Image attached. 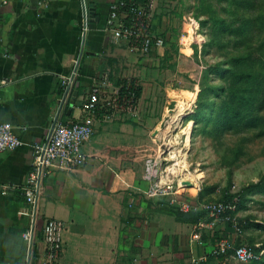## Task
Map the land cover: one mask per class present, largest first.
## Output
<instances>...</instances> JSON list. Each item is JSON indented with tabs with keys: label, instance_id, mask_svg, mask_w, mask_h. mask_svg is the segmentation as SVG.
<instances>
[{
	"label": "crops",
	"instance_id": "obj_1",
	"mask_svg": "<svg viewBox=\"0 0 264 264\" xmlns=\"http://www.w3.org/2000/svg\"><path fill=\"white\" fill-rule=\"evenodd\" d=\"M116 1L83 0L92 7L91 21L83 26L82 0H0V124H10L22 142L0 153V264H43L47 218L64 226L58 264H185L202 256L203 264H218L210 256L215 241L209 230L177 221L160 205L167 198L148 196L169 182L167 170L159 171L156 163L160 141L154 131L170 102L176 101L177 115L179 99L187 111L193 105L188 95L198 91L197 85L177 86L169 77L180 57L190 58L187 48L184 56L174 48L180 45L173 40L177 24L165 8L171 0H150L153 34L167 40L172 35L173 41L148 54L107 30ZM104 79L108 94L122 80L136 82L141 93L134 110L101 104L83 145L86 164L44 176L32 217L21 187L31 171L33 145L46 142L58 112L57 122L81 121L83 102ZM167 130L158 133L161 140ZM29 230L31 240L25 241Z\"/></svg>",
	"mask_w": 264,
	"mask_h": 264
},
{
	"label": "rangeland",
	"instance_id": "obj_2",
	"mask_svg": "<svg viewBox=\"0 0 264 264\" xmlns=\"http://www.w3.org/2000/svg\"><path fill=\"white\" fill-rule=\"evenodd\" d=\"M248 1L253 4L249 9L237 5ZM205 3L220 17H225L229 28H241V25L246 24L245 32L234 36L215 34L213 24L204 22L206 15L195 17L194 9L199 0H171L169 6L165 7L171 13L174 12L173 22L177 24L174 30L176 37L173 40L180 42V45L178 43V46H174L176 52L184 56L181 50L187 48L190 55V58L180 57L179 61H176L177 72L174 71V76H169L174 78L171 83L190 88L197 85L198 91L195 97L188 95L189 100H193V105L187 111L186 105L180 108L183 103L179 99L177 115V103L174 101L175 108L171 118L165 128L159 131L164 133L168 128L164 139L161 140L162 136L157 134L160 141L159 156L156 159L159 171L167 170V184L178 189L176 195L164 197L167 199L161 201L167 202L176 210V207L170 205V199L175 197L185 200L198 210L193 213L204 214L200 217L201 220L206 217V213L199 210L223 203L222 198L226 195L241 193L242 202L239 207L236 205L233 211L226 212L203 230L211 232L210 236L215 243L221 237H228L235 246H261L264 244V230L255 226L241 229L239 222L248 220L253 224H264V123L248 127L242 120L221 127L218 124L220 100L214 95L205 98L206 102L215 104L213 110L202 111L203 120L194 124V121L187 118L196 111L200 85L206 88L224 84L210 72L205 74L206 79L203 82V72L210 66L224 67L223 62L227 54L225 52L237 53L231 47L234 42L241 45L242 52H254L262 43L264 0H205ZM171 36L168 40L162 36V47L173 41ZM210 41H214V44L203 48ZM217 42L228 43L225 49L227 51L220 48ZM258 67L254 61L252 69L257 71ZM167 70L171 74L172 68ZM254 95V102L245 109L244 114L257 115L264 121V107L258 109L264 106V83L254 86ZM166 116H169V110Z\"/></svg>",
	"mask_w": 264,
	"mask_h": 264
},
{
	"label": "built area",
	"instance_id": "obj_3",
	"mask_svg": "<svg viewBox=\"0 0 264 264\" xmlns=\"http://www.w3.org/2000/svg\"><path fill=\"white\" fill-rule=\"evenodd\" d=\"M127 9L130 17L125 21L124 18L127 17L125 11ZM153 15L150 0L144 5H129L123 1L114 2L109 7L106 28L111 31L113 39L125 40L130 48L137 49L142 54H148L154 48H161L164 44V39L161 36L153 34ZM107 85L108 81L104 79L91 88L81 107L84 114L81 121L56 122L46 145L45 143L33 145L31 171L21 187L32 217L36 215L40 183L44 176L55 169L75 170L86 164L87 157L82 149L93 134V118L101 104L109 110L118 109L126 112L134 110L138 100H134L133 96H120L119 88L108 94L103 89ZM21 144V140L14 134L13 127L10 124H0V153L13 151ZM1 188L5 193L6 187L1 186ZM177 193L178 189L166 184L155 186L148 196L169 197ZM170 205L184 214L198 211L189 202L175 197L170 199ZM234 209L235 205L221 203L210 206L205 210H199L204 211L206 217L199 220L195 227L199 229L208 228L210 223ZM31 224L34 226V218ZM63 229L64 226L61 221L55 218L45 220L42 228L45 244L43 264H58L62 252ZM31 234L29 230L23 233L22 237L25 241H30ZM210 256L218 264H252L259 259L251 246H235L228 237H221L216 241ZM206 260L207 257L202 256L198 259H191L185 264H203Z\"/></svg>",
	"mask_w": 264,
	"mask_h": 264
},
{
	"label": "trees",
	"instance_id": "obj_4",
	"mask_svg": "<svg viewBox=\"0 0 264 264\" xmlns=\"http://www.w3.org/2000/svg\"><path fill=\"white\" fill-rule=\"evenodd\" d=\"M121 1L129 5H144L148 2V0H117L116 3ZM237 5H241V7L246 9L253 7V4L249 1L245 3L241 2V4L238 3ZM194 10L196 18L205 15L207 16L204 22L209 21L213 24V31L215 34H228L229 36H234L245 32L246 24L241 25V28H229V24L226 22L225 17H220L215 10L211 9L209 4L206 5L205 0H199V4ZM125 12H127V17H125L124 20L127 21L130 14L128 13V9ZM262 24L264 25V16ZM214 41L208 42L203 46V48L213 45ZM221 43L222 42H217L219 47L225 50L228 43ZM231 47L237 53L225 52L227 54H225L226 59L223 62L225 65L224 67L221 68L219 65L210 66L205 72H203V82H205L206 79L205 74L210 72L222 80L224 84L222 86H207L206 88L205 86L200 85L201 87L196 101V111L187 118L189 121H194V124H197L200 120L204 119L202 116L203 110H213L215 103H208L205 101V98L209 95H214V97L216 96V98L220 100V105L218 107V124L221 127H225L231 125L235 121L242 120H244V125L248 127L262 125L264 123L263 119L257 115L245 116L244 114L245 109L254 102V86L258 83H264V39L254 52H242L243 48H241V45L237 42H234ZM254 61L259 66L257 71L252 69ZM118 88L120 96H133L134 100H138L140 97L141 89L134 80H122L119 83ZM182 107L183 104L180 108ZM263 107L264 106H260L258 109H262ZM222 202L224 204H232L239 207L242 202V195L241 193L236 195H226L222 198ZM160 205L163 206L164 211L167 214L174 216V218L181 223L195 225L200 220V217L204 215L203 213H181L169 206L167 202H161ZM239 225L241 226V229L255 226L264 230V224H253L248 220H241ZM252 248L259 256V259L253 263L264 264V244L261 246H253Z\"/></svg>",
	"mask_w": 264,
	"mask_h": 264
},
{
	"label": "water",
	"instance_id": "obj_5",
	"mask_svg": "<svg viewBox=\"0 0 264 264\" xmlns=\"http://www.w3.org/2000/svg\"><path fill=\"white\" fill-rule=\"evenodd\" d=\"M82 3H83V26H86V21H87L88 19H89V21H91V10H92V7H91V6H88V8H86L85 5H84L83 0H82ZM84 38H85V36L83 37V40H84ZM82 51H83V46H82V49H81V51H80L79 58H78V61H77V63H76V66H75V68H74V73H75L76 70H77V67H78V64H79V61H80V58H81V55H82ZM73 78H74V75L70 78V81H71V82H72ZM71 82H70L69 84H67V86H66V88H65V90H64V94H63V99H62L61 105L63 104V102H64L66 96L68 95V93H69V91H70V88H71ZM76 96H77V92L74 91V92H73V97L71 98V104L74 103V101H75V97H76ZM167 108H168V110H169V116H165V117L163 118L161 124H160V125L158 126V128L154 131V134H153L154 136H156V135L159 133V131H160L161 129H164V128H165L167 122H168L169 119L171 118L170 116L172 115V113H173V111H174V108H175V102H174V101L170 102V103L167 105ZM58 114H59V112L57 113L55 119L53 120V123H52V126H51V128H50V131H49V134H48V137H47L46 142L48 141V139H49V137H50V135H51V133H52V130H53V128H54V126H55V124H56V122H57V120H58ZM46 142H45V145H46Z\"/></svg>",
	"mask_w": 264,
	"mask_h": 264
},
{
	"label": "bare ground",
	"instance_id": "obj_6",
	"mask_svg": "<svg viewBox=\"0 0 264 264\" xmlns=\"http://www.w3.org/2000/svg\"><path fill=\"white\" fill-rule=\"evenodd\" d=\"M168 109V108H167Z\"/></svg>",
	"mask_w": 264,
	"mask_h": 264
}]
</instances>
